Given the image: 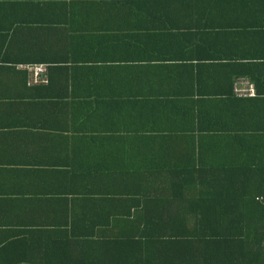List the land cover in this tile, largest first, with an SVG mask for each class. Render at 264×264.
I'll list each match as a JSON object with an SVG mask.
<instances>
[{
  "label": "crops",
  "instance_id": "crops-1",
  "mask_svg": "<svg viewBox=\"0 0 264 264\" xmlns=\"http://www.w3.org/2000/svg\"><path fill=\"white\" fill-rule=\"evenodd\" d=\"M171 1L160 5L157 0H59L57 4H51L52 0H0V247L17 242L13 245L21 251L0 264H57L52 254L39 256L38 248L68 246L74 238L72 221L87 218L89 199L101 197L104 186L111 194L117 185L139 179L136 152L158 147L137 144L133 136L158 135L157 129L166 124L158 106L167 98L160 94L183 83L166 60L145 57L184 56L190 51L192 63L206 68L198 73L194 67V84L198 75L221 72L227 63L252 65L264 75V0ZM153 4L167 17L160 22L185 33L187 48L149 54L152 50L142 53L143 47L133 48V32L143 29ZM92 9L96 11L90 15ZM72 12L83 26L87 22L109 26L115 40L102 48L76 44L75 49L57 51L66 41L65 26L58 23L73 21ZM13 21L27 33H6L4 27ZM114 25L123 28L119 39L115 38L120 34L118 28L112 31ZM165 36L158 47L172 39ZM114 48H127L136 61L127 66L115 64L109 60L119 54ZM52 52L60 61L12 66L21 56L43 53L48 58ZM93 56L100 61L63 60ZM38 64L45 65L47 81L30 85L29 73L22 67ZM158 65V79L153 81L150 72L155 73ZM247 66L238 65L233 71ZM50 76L53 80H48ZM228 81L212 80L209 75L202 86L226 88ZM255 97L212 102L218 106L212 108L215 121L210 125L224 127L229 132L222 133L232 137L260 131L264 128V96ZM225 147L228 155L249 150L241 143ZM253 170L252 193L264 201V160L253 165Z\"/></svg>",
  "mask_w": 264,
  "mask_h": 264
},
{
  "label": "trees",
  "instance_id": "trees-1",
  "mask_svg": "<svg viewBox=\"0 0 264 264\" xmlns=\"http://www.w3.org/2000/svg\"><path fill=\"white\" fill-rule=\"evenodd\" d=\"M52 1L51 4L59 2ZM157 1L160 5L169 3L168 0ZM171 2L174 4L175 0ZM138 10L139 6H136ZM95 11L92 9L90 15ZM71 15L73 21L58 23L65 26L62 34L66 41L61 42L57 51L75 49L76 44L102 48L110 39L115 40L111 38L109 26L93 22L83 26V22L77 21L76 12ZM147 16L149 20L143 29L133 32L132 38L136 41L133 48L136 45L143 47L146 50L140 51L142 53L152 50L147 51L148 54L165 48L174 52L187 48L185 33L172 31L174 25L160 22L167 17L161 15L154 4ZM114 26L112 31L118 28L120 34L115 38L119 39L123 28ZM4 29L13 35L27 33L25 28L15 25V21ZM165 35L172 38V42L167 39L166 45L158 47L159 39ZM180 41L184 44L178 45ZM127 50L114 48L112 51L119 54L109 60L125 66L132 64L136 57L130 56ZM187 54L145 57L150 61L166 60L183 78V83L160 94L167 98V102L158 106L165 113L162 118L166 119V124L157 129L158 135L133 136V142L137 144L149 143L158 147L136 152V162L140 164L136 168L139 179L131 184L117 185L111 194L104 186L101 197L89 199L87 218L72 221L74 238L68 246L38 248L39 256L52 254L57 264H264V201L252 193L255 188L253 165L264 160V128L232 137L222 133L227 131L224 127L210 125L215 121L212 108L218 106L212 102L238 101L237 97L241 96L235 92V85L241 77H247L255 84V98L264 96V78L261 79L264 75L252 65L227 63L221 72L210 71L200 78L198 75L194 84L197 75L194 67L198 73L205 72L206 68L202 64L194 65L190 51ZM40 55L21 56L12 66L19 68L26 64L60 61L53 52L48 58L43 53ZM63 60L100 61L99 56ZM238 65L247 68L233 71ZM160 66L155 73L150 72L153 81L158 79ZM213 66L209 65L210 69ZM50 71L52 68L48 69ZM209 75L212 80L229 79L226 88L220 83L210 89L202 86ZM48 80L53 79L50 76ZM249 101L253 102L252 99ZM229 143L246 144L249 150L228 155L224 148ZM177 146L184 149H172ZM193 146L195 149H191ZM114 195L121 198L112 199ZM16 243L7 242L0 247V260L21 254L13 245ZM25 253L29 254L28 251Z\"/></svg>",
  "mask_w": 264,
  "mask_h": 264
},
{
  "label": "built area",
  "instance_id": "built-area-1",
  "mask_svg": "<svg viewBox=\"0 0 264 264\" xmlns=\"http://www.w3.org/2000/svg\"><path fill=\"white\" fill-rule=\"evenodd\" d=\"M22 68L29 73L30 85H38L47 81L45 65H27ZM235 92L241 97H254L256 95L255 86L248 79H239L235 85Z\"/></svg>",
  "mask_w": 264,
  "mask_h": 264
}]
</instances>
